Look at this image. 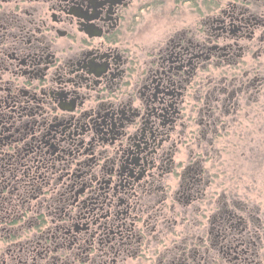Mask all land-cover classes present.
I'll list each match as a JSON object with an SVG mask.
<instances>
[{
    "label": "flooded vegetation",
    "instance_id": "flooded-vegetation-1",
    "mask_svg": "<svg viewBox=\"0 0 264 264\" xmlns=\"http://www.w3.org/2000/svg\"><path fill=\"white\" fill-rule=\"evenodd\" d=\"M262 115L264 0H0V264H264Z\"/></svg>",
    "mask_w": 264,
    "mask_h": 264
},
{
    "label": "rangeland",
    "instance_id": "rangeland-1",
    "mask_svg": "<svg viewBox=\"0 0 264 264\" xmlns=\"http://www.w3.org/2000/svg\"><path fill=\"white\" fill-rule=\"evenodd\" d=\"M218 162L229 168L223 182L230 183L237 195L264 214V116L252 121L244 133L235 137L230 153L218 156ZM220 165V166H221ZM221 176V175H220Z\"/></svg>",
    "mask_w": 264,
    "mask_h": 264
}]
</instances>
